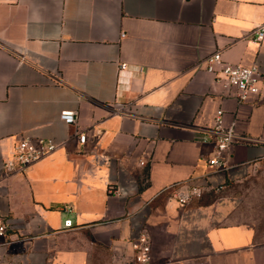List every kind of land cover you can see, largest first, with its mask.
Returning a JSON list of instances; mask_svg holds the SVG:
<instances>
[{
    "label": "crops",
    "instance_id": "obj_1",
    "mask_svg": "<svg viewBox=\"0 0 264 264\" xmlns=\"http://www.w3.org/2000/svg\"><path fill=\"white\" fill-rule=\"evenodd\" d=\"M262 21L264 0H0V160L23 137L57 142L2 179L0 210L22 223L0 235V264H264L263 198L177 199L191 178L202 193L264 171ZM215 49L256 63L257 93L225 94L204 66ZM218 106L253 138L224 168L202 139Z\"/></svg>",
    "mask_w": 264,
    "mask_h": 264
},
{
    "label": "built area",
    "instance_id": "obj_2",
    "mask_svg": "<svg viewBox=\"0 0 264 264\" xmlns=\"http://www.w3.org/2000/svg\"><path fill=\"white\" fill-rule=\"evenodd\" d=\"M253 39L260 42L264 39V21L258 23L254 29ZM124 33L120 32L122 36ZM124 66V62L118 64ZM205 69L213 73V79L219 83L225 94L233 95L237 100H243L249 94H255L258 91L256 82L261 78L256 63L248 65L233 63L223 60L220 57L219 50L215 49L204 57ZM126 103L115 102V110L124 109ZM222 108L218 106L213 115V122L204 129L202 139H210L212 148L205 157V162L209 166L224 168L227 165L228 158L233 152L237 141H253V138L245 134H236L230 125H225L221 118ZM59 118L65 123H75L76 116L73 110H61ZM79 142L85 139L84 132H78ZM57 142L51 138L39 139L36 142L23 137L17 140L13 146L11 154L2 157L0 160V199L7 194V186L2 181L3 177L13 171H22L26 166L39 159L41 156L55 148ZM264 157V155H262ZM143 163V160H139ZM205 185V180L200 178H191L188 181V192L178 194L177 199L180 202L185 201L191 195L200 193L201 187ZM115 191V189H114ZM64 206L63 209H67ZM22 220L8 212L0 210V235H4L9 230L17 229ZM63 225H71L70 218L63 219ZM138 249L136 258L143 263L148 260V245L146 235L140 231L136 242L133 244Z\"/></svg>",
    "mask_w": 264,
    "mask_h": 264
},
{
    "label": "rangeland",
    "instance_id": "obj_3",
    "mask_svg": "<svg viewBox=\"0 0 264 264\" xmlns=\"http://www.w3.org/2000/svg\"><path fill=\"white\" fill-rule=\"evenodd\" d=\"M225 183L226 185L222 187L219 186L220 184H217L213 188L193 196H205L209 199L220 196L227 191L238 200L242 198L264 199V171L258 172L257 170H253Z\"/></svg>",
    "mask_w": 264,
    "mask_h": 264
}]
</instances>
